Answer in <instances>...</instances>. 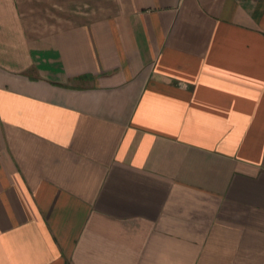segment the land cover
<instances>
[{
  "label": "crops",
  "instance_id": "1",
  "mask_svg": "<svg viewBox=\"0 0 264 264\" xmlns=\"http://www.w3.org/2000/svg\"><path fill=\"white\" fill-rule=\"evenodd\" d=\"M0 264H264V0H0Z\"/></svg>",
  "mask_w": 264,
  "mask_h": 264
}]
</instances>
